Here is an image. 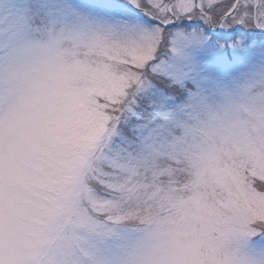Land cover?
<instances>
[{
    "label": "snow or ice",
    "instance_id": "1",
    "mask_svg": "<svg viewBox=\"0 0 264 264\" xmlns=\"http://www.w3.org/2000/svg\"><path fill=\"white\" fill-rule=\"evenodd\" d=\"M0 264H264V0H0Z\"/></svg>",
    "mask_w": 264,
    "mask_h": 264
}]
</instances>
